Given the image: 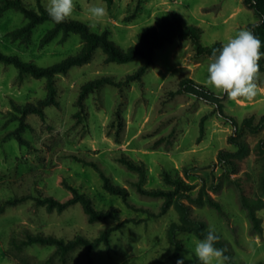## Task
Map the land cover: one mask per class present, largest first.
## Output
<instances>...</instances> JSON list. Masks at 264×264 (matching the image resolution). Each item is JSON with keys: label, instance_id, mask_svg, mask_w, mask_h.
Returning <instances> with one entry per match:
<instances>
[{"label": "rangeland", "instance_id": "374dc122", "mask_svg": "<svg viewBox=\"0 0 264 264\" xmlns=\"http://www.w3.org/2000/svg\"><path fill=\"white\" fill-rule=\"evenodd\" d=\"M47 2L41 0L45 8ZM100 2L107 15L92 30L98 34L107 32L109 39L124 50L137 45L143 28L159 26L162 19L173 16L181 17L184 26L198 28L204 47L223 44L239 30L257 23L244 0H113L111 5L105 0H74V13L68 19L89 26L87 9ZM24 3L33 9L39 6V0ZM26 22L15 10L0 15L3 53L49 67L76 55L83 46L79 35L71 34L63 40L62 33L42 46V38L53 27L50 22L39 25L30 42L13 41L8 34ZM105 59L99 49L89 64L57 76L59 106L47 108L45 118L33 115L26 119L28 127L22 133L28 143L25 146L9 136L21 122L14 104L25 106L44 99L46 80L21 78L15 66L0 63V202L28 198L0 215V264H88L83 248L74 249L63 259L54 246L35 244L19 250L11 244L14 239L25 240L27 234L65 240L82 235L93 240L116 225L114 221L89 223L80 204L58 213L36 203L35 199L46 197L66 201L71 196L68 186L89 197L98 210H117L122 219L142 220L139 224H125L115 232L111 250L102 245L91 254L93 264H168L173 247L167 230L178 220V214L172 207L162 217L149 218L146 211L158 213L164 200L140 194V173L121 159L145 168L146 189H169L164 182L167 172L194 185V196L203 190L217 200L224 214L206 203L192 206L193 215L229 242L235 264L264 263V209L259 211L263 232L258 234L241 205L239 191L227 182L217 164L221 150H235L229 143L234 133L232 124L220 117L213 105L177 94L180 82L191 78L221 95L225 113L240 124L250 117L258 121L264 115V64L257 81L258 95L251 101L239 102L206 83L209 56H198L190 39H175L156 51L142 82L123 88L106 85L90 94L81 108L79 97L84 84L102 77L120 81L145 64L143 59L129 64H107ZM262 136L263 133L249 135L251 146ZM98 169L115 185L127 188L131 202L143 210L130 209L120 197L107 192ZM260 170L259 164L250 162L248 171L256 187ZM179 239L184 246L177 262L197 264L195 240L200 238L181 233Z\"/></svg>", "mask_w": 264, "mask_h": 264}, {"label": "trees", "instance_id": "16d2710c", "mask_svg": "<svg viewBox=\"0 0 264 264\" xmlns=\"http://www.w3.org/2000/svg\"><path fill=\"white\" fill-rule=\"evenodd\" d=\"M0 1V15L7 11L15 10L22 14L27 20L24 26L8 34L13 41L30 42L34 30L39 25L50 22L53 24V27L48 30L42 38V46L51 43L60 33L63 34V40H67L71 34H77L83 42L81 50L76 55L70 56L49 67H40L33 62L22 60L19 56L7 55L0 50V63L15 66L21 78L24 76H31L37 80H46L47 95L44 99L40 100L37 104H27L25 106L14 104V109L21 116V122L18 129L10 133L9 136L15 138L21 146L28 145L27 141L22 136V133L28 127L26 119L33 115L45 118V111L47 108L59 106L57 98V76L68 74L73 67H81L89 64L99 49L105 53V62L107 64H129L137 59L145 60V64L134 74L128 75L120 81L114 77H102L84 84L79 97V106L81 108L85 106V100L90 94L101 90L106 85L123 88L134 82H142L143 77L153 63L156 51L175 39L180 41L190 39L198 56L211 57L212 49L222 46L219 42L210 47L202 46L200 41L201 31L193 26H184L181 17L173 16L169 19H162L159 26H148L143 28L138 36L137 45L128 50H124L109 39V34L107 32L98 34L84 23L66 19L61 24H55L50 20L41 0H39L38 9L28 7L25 5L24 0ZM105 1L108 5L113 3V0ZM244 3L254 12L257 18V23L251 24L249 29L261 40V51L264 52V0H244ZM259 63L260 69H262L264 57L261 58ZM177 94L191 95L213 105L219 116L232 124L234 133L230 137L229 143L235 147V150H221L218 154L217 164L223 170V176L227 182L234 185L239 191L241 205L246 210L247 217L252 224L254 232L262 234L263 221L259 215V211L264 209V115L258 121H256L254 117H250L240 124L235 117L225 113L221 95L216 94L206 85L191 78H185L180 82ZM261 133H263V136L251 146L248 136H255ZM121 161L130 169L140 173L141 180L137 184L140 194L164 200L158 213L149 210L146 211L149 218L162 217L166 215L172 207L176 210L178 220L173 221L169 225L167 238L173 247V253L170 256L168 264H177V258L184 246L183 240L179 239V234L190 233L200 239H204L209 230L206 221L198 219L193 215L192 206H202L207 203L220 214H224L225 212L222 205L210 195L204 194L203 190L200 191L198 196H194V185L187 183L181 176L173 177L167 172L164 173V182L169 186V189H146L143 187L146 177L145 168L135 164L129 159H121ZM251 161L261 166L258 187H256L251 172L248 171ZM95 167L98 168L96 165ZM98 171L101 173L104 181V189L107 192L120 197L128 208L135 211L143 210L139 209L131 202V195L127 188L115 185L100 169H98ZM186 172L189 176L188 171ZM232 175H235V177L232 178ZM68 188L71 191V196L66 201H61L53 197H46L35 199L36 203L41 207H45L49 212L56 211L58 213H63L70 207L80 204L85 214L88 216L89 223L114 221L116 225L103 230L100 235L93 240L82 235H78L72 240H65L53 235L27 234L26 239L23 241L18 242L14 239L11 242L14 247L23 250L35 244L54 246L63 259L74 249L83 248L88 258V264H93L91 254L102 245H105L108 250H111V237L115 232L121 230L125 224H139L142 222V220H137L136 218L122 219L117 210H98L89 197L81 194L72 186H68ZM27 200V197H17L0 202V215L3 214L7 208L17 206ZM217 235L219 236V240L216 242L215 246L224 250V261L227 264H235L234 251L229 242L223 239L219 234ZM197 264H200L198 258Z\"/></svg>", "mask_w": 264, "mask_h": 264}, {"label": "clouds", "instance_id": "9594fccd", "mask_svg": "<svg viewBox=\"0 0 264 264\" xmlns=\"http://www.w3.org/2000/svg\"><path fill=\"white\" fill-rule=\"evenodd\" d=\"M74 0H48L47 14L52 22L61 24L74 13ZM107 15V9L100 3H93L87 9L89 28L95 30ZM262 42L252 30H239L219 48H213L207 67L206 83L228 98L243 102L258 95ZM219 236L209 228L204 239L195 240V255L200 264H223L224 250L217 248ZM177 264H184L179 260Z\"/></svg>", "mask_w": 264, "mask_h": 264}]
</instances>
